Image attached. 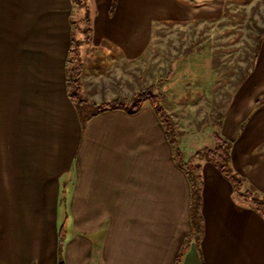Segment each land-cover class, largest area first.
Masks as SVG:
<instances>
[{"label": "crops", "instance_id": "obj_1", "mask_svg": "<svg viewBox=\"0 0 264 264\" xmlns=\"http://www.w3.org/2000/svg\"><path fill=\"white\" fill-rule=\"evenodd\" d=\"M192 1L90 0L93 41L132 51L128 21L144 36L160 12L208 4ZM71 22L72 0H0V264H176L182 250L180 264H264V215L206 159L202 231L188 240L192 183L150 103L82 122ZM263 96L264 42L221 123L234 169L264 193Z\"/></svg>", "mask_w": 264, "mask_h": 264}, {"label": "rangeland", "instance_id": "obj_2", "mask_svg": "<svg viewBox=\"0 0 264 264\" xmlns=\"http://www.w3.org/2000/svg\"><path fill=\"white\" fill-rule=\"evenodd\" d=\"M83 14L75 2L72 34L78 45ZM159 14L170 17L147 21L144 36L143 20L128 21L130 31L139 34L132 51L106 41L78 46L81 95L99 104L154 86L186 159L214 144L240 78L256 68L264 0H208L196 9L178 4Z\"/></svg>", "mask_w": 264, "mask_h": 264}, {"label": "trees", "instance_id": "obj_3", "mask_svg": "<svg viewBox=\"0 0 264 264\" xmlns=\"http://www.w3.org/2000/svg\"><path fill=\"white\" fill-rule=\"evenodd\" d=\"M184 4L190 6H196L197 3H194L192 0H178ZM84 10V14L81 17V20L84 24L82 28V33L84 37L82 42L78 45L73 34L71 36V49L69 51L66 65L68 80L71 87V97L76 103L80 118L83 121H87L90 117L104 110L113 109V108H122L129 112H135L139 110L144 104L150 103L152 105L166 130L168 139L173 147L174 158L180 166H182L188 175L192 183V199H191V219L194 226L193 234L188 236L190 238L198 237L202 231V196H201V171H202V160H208L213 163L223 174L224 176L232 183L234 189V195L236 201L240 205H247L254 210H256L261 215H264V193L259 191L254 185H252L246 177L238 173L232 164V147L233 141L224 137L221 134V124L220 129L215 130L213 134L214 144L211 146H205L201 149H198L190 157L185 159L183 155V150L180 146V140L177 138V132L175 129L174 122L169 117L167 111H165L162 104V96L160 93L155 92L154 86L148 87L147 89H142L139 92L133 94V96L128 98H115L110 101H103L99 104L95 103L91 99L82 97V86H81V73L79 71L81 54L79 47L81 44L89 43L93 40V17L91 12L90 0H72V11L74 9V3ZM72 23V22H71ZM72 26L73 23H72ZM257 46L261 48L264 42V26L258 29V34L256 35ZM84 42V43H83ZM79 46V47H78ZM260 51V49H259ZM259 51L256 55V60L258 58ZM72 75L74 76L72 78ZM249 74L242 76L238 82V86L246 80ZM73 82H76V87L73 86ZM264 103V96L259 98L256 101V107L261 106ZM219 114V113H218ZM217 114V115H218ZM222 123V121H221ZM184 251L182 250L177 257L176 264H180ZM58 264H64L61 260Z\"/></svg>", "mask_w": 264, "mask_h": 264}]
</instances>
